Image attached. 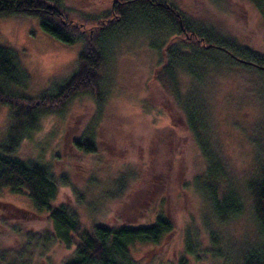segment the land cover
I'll use <instances>...</instances> for the list:
<instances>
[{"label": "rangeland", "instance_id": "obj_1", "mask_svg": "<svg viewBox=\"0 0 264 264\" xmlns=\"http://www.w3.org/2000/svg\"><path fill=\"white\" fill-rule=\"evenodd\" d=\"M169 1L193 20L264 53V1ZM111 2L62 0V5L75 11L70 17L81 19L78 16L102 14ZM128 24L99 38L107 63L99 75L103 92L97 104L93 70L78 67L82 40L66 43L56 39L41 29L36 16L0 14V45L15 50L28 74L24 86L10 84L9 91L36 98L54 81L63 86L67 79L78 77L74 90L46 104L52 109L40 113L36 126L10 153L1 147L7 141L10 106L1 102L0 152L41 162L57 179L64 176L55 203L75 209L86 227L92 221L147 225L159 215L167 217L173 230L157 243L130 246V254L139 264H237L241 247L260 248L264 242L247 186L256 178L258 154L264 158V77L225 62L200 66L199 79L178 71L182 89L199 85L212 119L215 144L240 195V211L218 221L193 181L200 162L197 146L182 129L180 116L154 77L161 51L150 42L159 44L162 35L142 13H135ZM63 96L67 99L60 104ZM84 133L93 134L94 151L74 146V139ZM0 200L35 212L25 193L0 187ZM26 218L27 224L19 216L0 218V251L10 257L25 247L23 259L28 264H64L72 258L74 244L65 246L57 239L45 245L28 244L24 233L51 229V223L45 214L27 213ZM22 223L27 225L22 234L12 230Z\"/></svg>", "mask_w": 264, "mask_h": 264}, {"label": "trees", "instance_id": "obj_2", "mask_svg": "<svg viewBox=\"0 0 264 264\" xmlns=\"http://www.w3.org/2000/svg\"><path fill=\"white\" fill-rule=\"evenodd\" d=\"M253 1L260 3L264 0ZM12 12L36 16L41 29L60 41L73 43L82 40L78 67L90 66L93 70V85L96 88L93 97L97 104H100L103 92L98 85L99 75L107 63L99 38L114 28H126L135 13H142L153 30L162 35L158 37L159 44L150 42L151 46L161 51V59L155 68V80L180 116L182 129L190 135L199 151L200 162L193 174L194 184L210 204L218 221L227 220L240 211V195L231 169L215 144L212 119L200 87L194 85L193 89H182L178 71L184 70L199 79L200 66H216L225 62L227 66L257 71L264 77V53L242 45L217 28L193 20L169 0H112L110 7L102 14L78 16L81 19L70 17V13L75 11L65 8L62 0H0V14ZM89 29L92 31L84 35V30ZM170 38L181 40L173 43ZM218 55L222 59L217 62L218 57L216 59L215 56ZM27 79L28 74L21 67L15 50L0 45V103L6 102L10 106L7 141L1 147L8 153L36 126L40 113L52 109L47 103L74 90L73 83L78 77L67 79L63 86L58 80L54 81L36 98L9 91L10 84L24 86ZM64 96L60 104L67 99ZM73 144L86 152L96 148L93 134L84 133L74 139ZM256 146L259 153V146ZM258 160L256 178L249 180L247 186L264 237V158L258 154ZM64 182V176L57 179L49 167L41 162L0 152V187H7L14 193H25L35 208V212H32L0 200V216H19L27 224V213L45 214L51 229L26 232V240L28 244L35 245H45L52 239L59 240L65 246L74 244L73 256L64 264H139L131 256L130 246L135 242L157 243L173 230L172 222L163 215L147 225H114L92 221L86 227L75 209L61 202L55 203L59 184ZM119 188H116L117 194L121 192ZM26 227L22 223L21 227L13 225L11 228L22 234ZM24 249L10 257L7 252L0 251V264H28L23 259ZM236 258L237 264H264V242L260 248L244 245Z\"/></svg>", "mask_w": 264, "mask_h": 264}]
</instances>
